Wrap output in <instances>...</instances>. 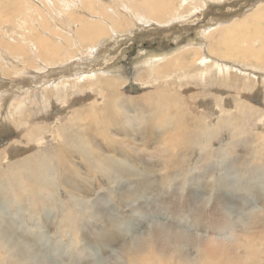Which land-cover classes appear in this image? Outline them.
I'll return each mask as SVG.
<instances>
[{"label": "bare ground", "instance_id": "6f19581e", "mask_svg": "<svg viewBox=\"0 0 264 264\" xmlns=\"http://www.w3.org/2000/svg\"><path fill=\"white\" fill-rule=\"evenodd\" d=\"M37 1L43 3L44 8L38 9L36 13L27 5L29 0H0V69L3 70L1 76L9 77L12 73L13 78H9V84L14 86L9 94L5 92L0 95V99L4 98L2 105L8 104L7 115L0 119V129H10L13 122L17 132L21 133L19 137L8 135V142L6 139L0 140V202L8 200V205L5 206L8 210L0 211V264H20L23 259L17 256V253L8 260L1 257L2 249L15 247L12 240L14 232L9 233L7 219L8 214L10 216L12 213L9 210L12 202H31L29 206L20 207L15 220H21L24 212H28L32 218L38 216L39 208L44 210V206L40 204L61 207L62 200L56 193L59 186L70 194L69 202L74 205L84 198V194L80 195L82 191L91 193L92 188L84 182L89 175L94 177L101 174L113 178L114 175L110 172L114 171L122 176L126 173L140 174L142 169L138 163L145 162L146 158L136 144V136L133 135L135 131L147 145L146 150L143 149L147 157L157 158L152 163L153 166H158L161 171L162 168L167 169L168 172L164 175L169 182L179 181L175 185L184 184V176L195 173L196 168L189 167L184 156L189 159L194 150L198 149L199 158L206 162L216 158L218 153L213 147V142L221 134V127L227 131L232 141L244 144L249 150L247 158L244 156L240 162L247 167L252 166L250 169L253 174L263 173L256 169L264 170V132L256 129L254 131L252 128L255 122L264 125V111L261 106L239 99L230 109L221 110V105L223 107L230 103L226 100L224 92L190 93L192 98L201 95L214 99L219 113L220 110L225 111L213 123V118L206 115L204 110L190 112L191 107L184 105L182 80L193 79L199 84L198 81L210 82L219 78L224 84L229 81L230 85V76H239L231 71L239 68L243 69L246 78L252 76L257 80V84H264L261 79L264 74L257 72H264V0L251 3L247 14L226 19L208 31H205L208 29L205 25L214 24L215 18L205 20L206 15L203 12L195 15L207 6L203 0H120L122 5L118 4L117 0H111V4L109 0ZM228 1L231 2L216 0L219 5ZM110 5H113L112 10L108 9ZM117 10L121 12V16ZM62 13L67 16L61 18V31L55 29L51 34H43L50 26L51 20H58L57 16ZM68 19L72 22L69 23ZM5 24L11 25L12 29L4 32ZM192 24H201L197 27L199 33L203 32L201 46L183 47V53L179 50V53L172 56L168 54L171 58L167 63L153 70L139 69L140 71L135 72L136 85L151 87L145 93L135 95L121 90L128 78L121 75L122 73L114 74L118 73L117 62L109 70L104 67L112 59L104 56L136 30H158L159 26L167 29L175 26L189 27ZM86 42H89L90 46H85ZM69 50L70 58L66 55ZM168 55L158 57L166 58ZM202 57L208 58L207 61ZM209 58H220L222 61L212 60L215 63H210ZM69 61L73 63L60 64ZM246 64L252 66L248 67ZM45 66L48 67L46 71L41 70ZM110 71L114 73H108ZM88 82H97L99 86L84 94L83 89ZM156 82L159 85L153 86ZM16 85L19 86V92L12 95ZM254 85L258 87L256 83L252 86ZM197 87L199 88L198 85ZM246 87L247 89L243 90L250 92L249 80L246 81ZM38 89L43 94L40 100L44 101L47 109L57 102L59 107H64L63 111L69 115L64 117L62 122L51 124L53 121L49 122L50 110L41 123L35 121L34 124L29 122L25 125L22 120L17 119L31 115L25 107L36 105L38 100L34 91ZM72 90H78L82 99L78 98L73 105H69L68 97ZM46 99H49L48 103L45 102ZM232 108H236V114H233ZM14 115L17 120L12 121ZM61 116L59 114L55 122ZM188 118H191V123L187 122ZM46 137H50L48 141L45 140ZM234 142L221 146L219 151L223 152L222 155L227 153L226 157L221 158L229 159ZM153 143L154 147L150 152L149 148ZM11 145L17 148L14 155L11 154ZM21 148L22 152L19 151ZM235 158L229 159L227 165L219 164V167L230 172L234 169L232 167ZM80 165L88 175L82 177L83 180ZM198 169L200 165L196 170ZM201 169L205 173L214 170L213 161L206 163ZM252 173L253 180H256L257 176ZM163 180L167 183L164 178ZM70 203L67 205L64 202L63 205L69 208ZM53 216L55 219L56 215ZM261 218L264 216L261 215ZM250 220L256 223L258 219L256 222L252 218ZM1 221L8 222L3 224ZM61 221L63 230L66 225L71 231L77 227V220L71 215L64 216ZM261 224L264 226V221ZM263 228L258 232H264ZM250 232L248 229L240 234L232 233L233 236L230 233L228 236L231 237L221 235L222 238L216 234L211 237L204 236L195 256L187 251L169 248L171 246L158 248L154 243L148 244V248L145 247L147 251H143L141 245L138 253L125 251L124 256L128 264H162L166 260L168 264H264V236L256 239ZM165 247L169 250L163 251ZM176 253L180 256L177 257Z\"/></svg>", "mask_w": 264, "mask_h": 264}, {"label": "rangeland", "instance_id": "374dc122", "mask_svg": "<svg viewBox=\"0 0 264 264\" xmlns=\"http://www.w3.org/2000/svg\"><path fill=\"white\" fill-rule=\"evenodd\" d=\"M110 1L111 0H109V3L111 4ZM117 1L118 4L122 5L120 0ZM203 1L206 2L207 6L203 10L198 11L195 15L203 12L206 15V17L204 16L205 20L208 18H215L214 24L205 25L208 28L205 31L214 28L226 19H234L241 14H247L250 11L248 8H251L249 5L256 2V0H231V2H233L232 4L228 1L225 4L221 2L219 5L216 0ZM27 5L36 13L38 9L44 8L43 3L37 0H29ZM75 9H77V6ZM108 9L112 10L113 5H110ZM119 9H121V7ZM118 14L120 16L122 15L119 11ZM64 15L66 14L62 13L57 16L59 21L51 20L50 26L46 31H43V34L48 35V33L51 34L52 30H60L61 18H63ZM90 17L93 18V16ZM68 22L71 23L72 21L68 19ZM200 25L201 24H192L189 27L175 26L168 29L159 26L158 30H151L149 28L136 30L137 33L135 32L134 34L127 35L126 40L112 47V53L108 52L111 54L108 55L107 53V55L104 56L107 59L112 57L111 62L104 67L109 70L117 62L119 66L117 70L118 73L111 71L108 73H122L121 75L128 78V81L121 87V90L135 95L145 93L149 91L151 87H145L143 84L136 85L135 72L139 69L142 71L153 70V68L167 63L170 61L168 59H170L172 55L179 53V50L182 51L184 49L183 47L188 48L193 46L192 48H195L201 46L203 42V38L201 39L203 32L199 33L197 28ZM11 29V25H4V32L5 30ZM62 31H64V29H62ZM58 40L62 42L61 39ZM85 46H90V43L86 42ZM183 52L185 51L181 53ZM70 53V50L66 53L67 57ZM154 55H157V57ZM163 55H168V57H158ZM202 59L206 62L208 58L202 57ZM209 59L211 61L210 63H215V61L212 60L222 61L220 58ZM67 63L72 64L73 62L69 61L60 64L63 65ZM246 66L250 67L252 64H246ZM47 68L48 67L45 66V68L42 67L41 70L46 71ZM1 72H3L2 69H0V95L5 92L9 94L14 89V86L9 84V78H13V75L11 73L9 77H5L1 76ZM257 72L264 74L263 71L257 70ZM231 73L238 74L239 76H230L232 82L230 85L228 84L229 81L227 84H224L222 80H218L219 78H214V80L212 79L210 82L202 81V85L199 81V84H197L193 79L183 78L182 90L185 93L182 96V101L184 105L191 107V109H189L190 112L204 110L203 112L206 115H210L213 118V123L225 112L221 110L225 108L230 109L235 101L239 99L254 103L256 106H261V110L264 111V84H257V80L251 76L253 75L252 72H249L251 78H246L243 75V69L237 68L236 70H232ZM234 79L238 80V82ZM261 79L264 81L262 76ZM248 80L251 85L250 92L243 90L247 89L246 81ZM255 83L258 87H255V85L254 87L252 86ZM158 85V82L153 83V86ZM98 86L99 83L97 82H95V84H93V82H88L84 86V94L89 93L88 90L93 91ZM18 87L19 86L16 85L12 95L19 92ZM176 87H178V85H176ZM192 92H200L199 94L203 92H208V94H222L224 92L227 98L226 100L230 103H226L223 107L221 105L219 113L214 99L201 95H199V97L198 95H193L194 98H192L189 95ZM34 93H36V100H38L36 105L30 104L25 107L31 112V115L29 117L23 116L25 118L22 117V119L14 115L13 118L11 117L12 121L18 119L22 120L24 124L29 122L34 124L35 121L41 123L42 119L48 116L47 111L50 110L49 122L51 123L53 121L51 124L54 125L62 122L63 118L69 115L66 114L67 112L63 111V106H58V102L53 103V105L49 106L47 109L44 101L40 100V97L43 96L40 89L34 91ZM8 94L6 96H8ZM78 98L82 99L78 90H72L68 97L69 105H73ZM3 100L4 98L0 99V119L8 113H6L8 104L2 105ZM48 100L49 99H46L45 102L48 103ZM232 111L234 112L233 114L237 113L236 108H232ZM59 114L62 116L55 122V118ZM187 122L191 123V118H188ZM9 128L10 129H0V140H7L8 137H10L8 135L13 137H19L21 135V133L17 132L13 122H11ZM252 128L254 131L256 129L264 132L263 124L255 122ZM220 130L221 134L218 139L213 142V147L218 153L216 158L213 160L209 159L206 162L199 158L198 149L194 150V153L189 159L184 156V158L188 160L187 165L189 167H195L197 169L200 165V169H195V173L193 174H186L183 178L184 184L182 185H175L176 182L179 181L169 182L166 179L164 173L168 172L167 169L162 168V172L159 170L158 166H153L152 163L156 161L157 158L147 157L148 155H146V151H144L147 145L138 137V132L135 131L133 135L136 136V144L140 148L142 155L146 158L145 162L142 161L138 163V165L141 164L139 167L142 169L140 174L126 173L122 176L121 173L114 171L110 172L114 175L113 178L107 175L102 176L101 174H96L97 176L92 177L90 175L88 176L84 167L80 165V172L83 171L81 180H83L82 177L88 176L84 182L92 188V191L89 194L82 191L80 195L84 194L85 196L83 199H79L76 204L73 205V203L71 204L69 202L71 199L70 194L62 186H59L56 193L58 198L62 200L60 208L59 206L54 207L52 204H40L44 206L42 208L44 210L42 211L39 208L38 216L30 218L29 213L24 212L21 221L20 219L15 220V216L18 215L22 205L29 206L31 202L25 201L23 204H15L12 202L14 204L11 203V208L9 209L12 213L10 216L8 214L7 219L9 220V233L14 232L12 234V240L14 241L13 245L15 247L8 246L7 250L2 249L1 257L3 256L5 260H8L13 254L17 253V256H20L21 259L23 258L20 264H30V260L32 264H68L69 261H71L72 264H87V257L93 252H103L107 254L112 249H120V264H128L124 252L135 251L134 253H138V248H140L141 245H143V251L154 243L153 245L158 248L171 246L169 248L187 251L195 256L198 253L199 245L203 242V237L207 235L211 237L216 234L220 235L222 238V236L226 237L230 233L231 235L232 233L240 234V232H244V230L248 231L249 229V232L252 231L250 235L256 236V239H259L260 236L263 237L264 232L261 233L258 232V230H262L264 227L263 224H261V222L264 221V218H261V215L264 216V170L256 169L263 173L257 172L253 174L250 169L252 166L247 167L245 166L246 164L244 165L240 162L241 158L242 160L245 157L247 158L246 155L250 153L249 150L245 148L244 144H237L232 141L223 127H221ZM49 138L50 137H46L45 140L48 141ZM228 142H234V145H232L233 151H231L232 156L230 155L228 158L231 159L236 157L232 167L234 169L230 172L219 167V164L227 165L229 164L228 162H230L227 158H221V156L226 157L225 154L227 155V153L222 155L223 152L219 151L222 147L227 145ZM153 147L154 143L149 148L150 152L153 150ZM15 148L14 145H11L10 150L12 153L10 150L9 152L12 155H14L17 150V148ZM22 150L23 148L19 149L20 152H22ZM237 158L239 160H237ZM177 160L179 159H176V161ZM147 161L150 162V164ZM212 161L215 169H211L212 171L205 173L201 168L205 167L206 163ZM251 173L257 176L255 178L256 180H253ZM162 177L167 183L164 182ZM111 179L114 180V182H112ZM180 183H182V181H180ZM7 202L8 200L0 202V211L4 212L8 210L5 208V206L8 205ZM64 202H66L67 205L70 203L69 208L64 207ZM53 215H56L55 219L59 224L53 219ZM66 215H71L76 218L77 227L74 231H71L68 225H66L65 230H63V222L61 220ZM251 218L255 222L257 219L259 221L257 220V222L254 223L250 220ZM6 222L8 221H1L3 224ZM250 227L252 228L250 229ZM247 234L249 235V233H246V235ZM1 236L2 233L0 232V237ZM167 250L169 249L165 247L163 251ZM176 256L179 257L180 255L176 253ZM162 264H168V260Z\"/></svg>", "mask_w": 264, "mask_h": 264}, {"label": "clouds", "instance_id": "9594fccd", "mask_svg": "<svg viewBox=\"0 0 264 264\" xmlns=\"http://www.w3.org/2000/svg\"><path fill=\"white\" fill-rule=\"evenodd\" d=\"M30 264H32L31 260ZM68 264H72V262L69 261ZM87 264H120V249H112L107 254L93 252L87 257Z\"/></svg>", "mask_w": 264, "mask_h": 264}]
</instances>
